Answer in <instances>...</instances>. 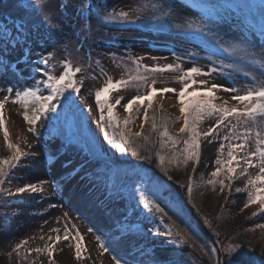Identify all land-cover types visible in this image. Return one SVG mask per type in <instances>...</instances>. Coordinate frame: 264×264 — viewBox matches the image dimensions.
<instances>
[{"label":"rangeland","instance_id":"obj_1","mask_svg":"<svg viewBox=\"0 0 264 264\" xmlns=\"http://www.w3.org/2000/svg\"><path fill=\"white\" fill-rule=\"evenodd\" d=\"M117 1L118 7H109L106 5L107 0H89L93 5L92 14L89 17L91 33L83 47H80L77 33L80 31L83 21L79 22L75 32L69 25L75 15V7L81 4L82 0H68L67 10L70 13L68 24L60 20V0H52L45 9L52 13V22L59 24V27L52 33V38L49 39L45 29L39 26L41 17H33L30 23L35 26L32 28L33 34L27 45L30 52L25 55L24 49L15 48L0 56V60L4 63H22L24 71L29 75V78H26L18 87L13 88L14 92L16 89L32 86L35 79L40 78L38 73L31 71L30 62L39 59L42 54L48 52L54 54V59L50 63L55 65L54 74L56 76L62 73L63 68L60 62L65 59H71L74 66L79 65L83 68V71L75 76L81 87L79 95L73 93L75 103L67 108H59V116L55 119L38 123L36 135L29 132V125L23 118V109L19 104L12 102L8 105L5 104L2 110L4 128H0V159L12 155V151L8 149L5 141V128L9 133L8 143L18 145L24 153H27L21 157L18 166L10 170V175L14 173V176L10 182H5L4 187L14 189L26 183H39L42 180L55 181L60 187L58 191H54L51 184H45L43 192H25L14 197H0V264H20L19 261L24 259L27 253L25 250L17 253L13 249L25 239H28L25 249L27 252H31V255L25 260L37 264H48L47 253L38 255L31 250L36 247L43 248L46 242L53 243L47 239L48 235H51L53 239L57 235V233L51 232L53 228H59L61 230L59 235L63 237L66 223L63 216L65 212L69 214L71 220V223L68 224L69 229L71 230L74 223L83 236L81 241L82 258L80 260L75 258L76 241L71 239L75 230H71L68 241L61 239L59 243L55 244L52 257L54 264H113L111 253L100 254L94 234L87 230L89 226L97 229L106 241L111 239L113 247L114 244H119L115 251L123 259L128 260L129 264H140L141 261L143 264H153V262L155 264H195L193 260L186 259L184 256L168 261L160 259L166 249L179 247L180 244L174 237L153 234L166 231L164 224L160 222L158 216L143 210L142 206L136 203L138 196L131 194L137 174L154 177L140 165L121 164L123 156L112 152L104 141L98 123L100 114L95 103L94 93L105 85L109 76L114 81L129 80L131 82L121 90L108 94L111 103H115V99L122 97L121 104L114 109L117 118L120 120L130 119L131 131L137 132L140 131L145 109L148 111L149 118L150 116L156 118L155 109H157L161 116L167 117L170 121L175 120L173 130L178 132L183 126V118L176 93L156 94L152 99V108H147L148 101L143 100L133 105L130 112H124L123 105L133 96H146L151 90L145 83L132 78L137 75H146L148 77L147 85H151V81L154 79L156 81L154 86L157 89L173 88L178 93L183 88V84L177 80L179 73L145 72L143 66L146 65L148 69L163 68L167 64L180 62L176 60V56H179L185 70L193 65L202 67L205 71L211 67L212 61L208 59L209 53L206 45L198 40H186L182 30L178 31L174 27L175 24H183L186 19L197 20L200 18L201 8L194 7V2L215 9L218 13L216 20L219 22L221 35L226 41L230 39L232 33L239 34L243 31L257 45L264 44V36L260 34V14L264 6H262L261 0H158V3L166 11L173 12L172 18L165 17L154 22L148 18L151 12H146L134 23L125 22L107 26L100 23L97 19L96 5L106 6L108 10L129 11L138 6L155 2V0ZM17 4L18 0H0V23L4 22V18H8L7 22L11 25V17L24 15ZM25 18L28 19V17ZM81 35L83 39V34ZM65 45H67V52ZM78 47L80 48L79 52L76 51ZM0 51H3V45H0ZM190 53L195 55H189ZM113 54L115 60L112 58ZM130 57L144 58L140 61L139 69L131 62ZM97 60L100 61L99 65L96 64ZM243 63L240 61L239 71L233 72L230 76L213 73L208 77L194 78L197 81L207 80L209 86L217 84L243 89L251 83L250 78L245 75L246 72L254 71L258 75L260 71H264L259 66L255 68L241 67L240 65ZM6 76V71L0 69V85L5 86ZM4 89L6 90V87ZM187 91L189 96L186 99L191 96L193 91L203 93L207 89L195 84L191 85ZM14 92L12 99L15 98ZM5 94L6 91H1L0 99ZM213 95L218 97L215 101L218 104L224 100H228L229 105L236 104V101L230 100L233 93L217 89L213 91ZM55 115L49 114L50 117ZM105 116H107L106 111ZM214 123L215 117L206 119L199 126V130L206 131ZM109 131L111 133V130ZM227 131V128L221 126L219 137L210 138L213 140L212 143L201 139L202 156L198 166L189 162L187 167H170L168 173L172 177L171 181L183 182L186 185L191 177L194 181L193 194L195 197L203 198L208 206L214 207L231 218L233 224L231 234L227 236L219 231V240L221 243L227 244L230 237L234 235L241 237L242 242L237 243L240 245V249L232 257L234 261L241 258L244 251L253 245L254 260L258 261V264H264V229L257 227V225L264 224V211H261L258 205L244 208L247 193L235 191L236 187L244 186V178L234 179L231 191L225 188L221 192L217 186L215 191L210 187L207 189L208 192L204 193L206 187L200 186L202 184L200 177L203 176L205 181L210 179L209 174L216 168L214 161L217 149L222 142L221 138ZM178 147L182 148L183 144L181 143ZM207 150H209L208 155H206ZM226 152L227 149H225V155ZM106 163L108 168L105 167ZM109 168L116 173L115 176L112 175ZM237 171L239 172V169ZM257 172V169H249V173L252 175ZM164 190L162 189V194ZM83 199L100 213V217L104 218L100 219L102 225L94 220L91 223L87 222L83 214L85 210L82 207V209H78L79 211L74 210L73 205L83 204ZM5 200H8L9 203L5 204ZM52 205H56V207H52ZM162 206L165 207L168 216L176 222L179 228L185 231L190 230L186 224L185 216L177 211L164 196H162ZM253 212L256 213L255 216H253ZM165 222L170 223L167 217H165ZM13 225L17 227L16 234L3 241L2 235ZM123 227H127L128 231L122 232ZM40 235H44L45 239L40 240ZM30 237H34V239H29ZM218 246L220 247V244ZM241 253L243 254L241 255Z\"/></svg>","mask_w":264,"mask_h":264},{"label":"snow or ice","instance_id":"obj_2","mask_svg":"<svg viewBox=\"0 0 264 264\" xmlns=\"http://www.w3.org/2000/svg\"><path fill=\"white\" fill-rule=\"evenodd\" d=\"M51 2L52 0H23V2L18 0L17 6L24 12V15L11 17V25L7 22L8 18H4V22L0 23V45H3V51H0V56L15 48L24 49L25 55L30 52L27 45L33 34L32 28L35 26L30 23L33 17H41L39 26L45 29L49 39L52 38V33L59 27V24L53 23L51 18L52 13L45 10L46 6ZM261 2L262 6H264V0H261ZM67 5L68 0H60V20L65 24L69 23L68 17L70 15L67 10ZM193 6L201 8L200 18L197 20L186 19L183 24H175L174 27L178 31L182 30V34L186 40H198L206 45L209 53L208 59L212 61L211 67L205 71L204 68L193 65L185 70L182 67V60L179 56H176V60L180 62L167 64L163 68L155 67L148 69L145 65L143 66L145 72L151 71L152 73H156L169 71L179 73L177 80L183 84V88L178 93L173 88L157 89L154 86L156 83L154 79L151 81V85H147L148 77L146 75H137L132 79L145 83L151 90L146 96H133L123 105L124 112L126 113L130 112L133 105L143 100L148 101L147 108H152L154 95L176 93L179 98V110L183 118V126L180 128L179 133L174 134L170 131V124L175 123V121H170L167 117H164L157 123L156 118L153 117L150 125V133L145 135L144 125L149 122L147 109H145L143 114L140 131L132 132L129 127L131 120L125 118L121 121L114 112L116 106L121 104L122 97L115 99V103L109 102L108 99L110 92L121 90L131 81L125 79L114 81L109 76L107 77L105 85L94 93L95 103L100 114L98 123L103 133V139L111 149L115 150L121 156L127 155L130 152L133 157L144 159L150 164L154 163L160 172L168 180H171L172 177L169 175L168 169L173 166L177 168L181 166L187 167L189 162L198 166L202 156L201 139L203 138L208 143H212L213 140L210 138L219 137V129L223 126L228 131L221 138L222 142L217 149V156L214 161L216 168L209 174L210 179L205 181L203 176L200 177L202 181L200 186H211L213 191L219 186L221 192L225 188L231 191L234 179L244 178V186L235 188L237 193H247V201L244 204V208L258 205L259 209L264 211V187H261V185H264V71H260L258 75L254 71L246 72L245 75L250 78L251 83L247 84L243 89L234 86L225 87L217 84L209 86L207 80L201 79L197 81L194 78L208 77L213 73L230 76L233 72L239 71L238 65L240 61L244 62L243 65H240L241 67L255 68L259 66L260 69H264V44H255L249 39L247 33L243 31L239 34L232 33L230 39L226 41L224 36L221 35L219 22L216 20L218 13L215 9L196 4L195 2ZM95 7L98 10V21L105 26L125 22L134 23L136 19H139L146 12H151L148 18L154 22L165 17L172 18L174 15L171 10L166 11L158 3V0L130 9L129 11L108 10L103 5H96ZM92 8L93 5L89 0H82L81 4L75 7V15L72 17V23L69 25L71 30L75 32L79 22L83 21V24L80 25V31L77 33L80 47H83L85 40L91 33L89 17L92 14ZM25 17H28V19ZM38 30L39 28L37 27ZM81 34H83V39ZM260 34L264 36V7H262L260 14ZM65 51L67 52V45H65ZM76 51L79 52L80 48L78 47ZM189 55L195 54L190 53ZM112 58L113 60L116 59L114 54ZM53 59L54 54L48 52L47 54H42L39 59L30 62L31 71L38 73L40 77L39 79H35L32 86L16 89L15 92L12 86L7 87L6 90L0 87V91H6L3 99H0V128H4L2 110L10 99L13 104H19L23 109V118L29 125L28 130L34 135L37 134L36 125L38 123L55 119L59 116V108H67L75 103L73 93L79 95L81 91L80 84L75 79V76L81 73L83 68L79 65L74 66L71 59H65L60 62L63 68L62 73L56 76L54 74L55 65L50 63ZM129 59L139 69L141 67L140 61L144 58L130 57ZM96 64L99 65L100 61L97 60ZM36 65L40 66L37 67ZM0 69L4 71H15L16 67L14 64L4 63L0 60ZM102 74L104 73L102 72ZM195 84H198L201 88H206L207 91L203 93L193 91L191 96L186 99L189 96L188 88ZM217 89L226 93H233L230 100L236 101V104L229 105L228 100H224L219 104L216 103L215 101L218 97L213 95V91ZM13 92L14 99H12ZM89 111H91L90 108ZM105 111L107 112V116H105ZM50 113L56 115L50 117ZM213 117H215V123L208 127L206 131H200L199 126L203 121ZM232 121H235V123H232ZM109 130H111V133ZM152 134L156 136L155 143L152 142ZM4 137L8 149L12 151V155L8 158L0 159V197H14L25 192H43L45 184H51L54 191L59 190L60 185L52 180H42L39 183H26L14 189L5 188V182H10L12 176H14V173L10 175V170L16 168L21 157L27 155V153H24L18 145L8 143L9 133L6 128L4 129ZM140 141H144V145H141ZM233 141H236V143H233ZM181 143L183 147L179 148L178 145ZM141 148L148 152L149 155L141 157ZM225 149H227L226 155ZM93 154L95 155L94 151ZM105 167L108 168L107 163ZM253 168L258 170L255 175L249 173V169ZM237 169H239V172ZM109 171L112 172V175H116L112 169L109 168ZM193 185L194 181L189 177L186 188L189 200L193 196ZM180 187L185 186L180 185ZM162 189H166L163 181L137 174L131 193L134 196H138L136 203L141 205L143 210H146L149 214L158 216L160 222L164 224L166 231L155 232L153 234L174 237L179 244L191 243L193 247L199 248L204 255L208 256L211 264H225V257L227 258V264H235L232 257L240 249V245L221 243L219 233L213 229L214 235L217 236L215 243L220 244L218 248L215 244L200 242L198 237L194 238L195 233L190 234V230L185 231L179 228L176 222L168 216L165 207L162 206ZM4 203L8 204L9 201L5 200ZM193 206L195 207V205ZM52 207H56V205H52ZM255 215L256 213L253 212V216ZM63 216L66 221L63 237L59 235L61 231L59 228H53L51 232L57 233V235L54 239L51 235L47 237L48 241H53V243L49 244L46 242L43 248L36 247L31 250L38 255L47 253L48 264H54L52 257L55 244L59 243L61 239L68 241L71 230H75L74 235L71 236V239L76 241L74 247L75 258L77 260L82 258L81 241L83 240V236L74 223L72 224L71 230L69 229L68 224L71 223L69 214L65 212ZM165 217H167L170 223L165 222ZM220 218L222 219L223 217ZM204 223L211 228V222L207 218H204ZM257 227L264 229V224L257 225ZM87 230L89 233L94 234L101 255L111 253L113 264H129L128 260L123 259L117 254L111 239L106 241L103 235L91 226ZM121 231L127 232L128 229L127 227H123ZM29 239H34V237H30ZM39 239L44 240L45 236L40 235ZM27 244L28 239H25L18 243L13 251L19 253L21 250H25L27 254L24 259H27L31 255V252H27L25 249ZM140 264H143V262L141 261Z\"/></svg>","mask_w":264,"mask_h":264},{"label":"trees","instance_id":"obj_3","mask_svg":"<svg viewBox=\"0 0 264 264\" xmlns=\"http://www.w3.org/2000/svg\"><path fill=\"white\" fill-rule=\"evenodd\" d=\"M155 115L157 123L160 122L161 118H164L158 113V110L155 109ZM152 116L149 118L148 124L144 125V134L148 135L150 133V125ZM122 121V120H121ZM175 121V120H173ZM175 123L170 124V131L174 134L179 133L173 130V126ZM182 135V134H181ZM156 136L152 134V142L155 143ZM141 145H144V141H140ZM110 147V146H109ZM111 149V148H110ZM112 152L115 150L111 149ZM149 155L148 152L144 151L141 148V157ZM107 157V156H106ZM121 164L123 165H140L142 168L147 170L148 174L150 173L154 178V180L163 181L164 184L168 187L163 191L162 196L165 199L169 200L174 206V208L182 213L185 216L186 224L191 230L192 233H195L194 238H199L200 242H204L206 244H215L216 247L219 248L218 244H216L217 236L214 235L213 229L215 232H223L225 235L229 236L232 232V220L227 214H223V212L217 211L214 207L211 208L208 204L205 203V200L200 197H195L193 194L191 200L188 198V194L186 191L187 185L185 183H175L171 180H168L160 170L155 166L154 163L150 164L146 160L133 157L129 152L127 155H124L121 160ZM149 174V175H150ZM180 185H184L185 187H180ZM211 186H206V190L204 193L208 192V188ZM195 205V207L193 206ZM199 210V211H198ZM220 217H223L222 219ZM204 218H207L211 222V228L204 223ZM220 234V233H219ZM229 243L237 244L242 242L241 237L234 235L229 238ZM189 260H193L195 264H211L208 256L204 255L199 248H195L189 244H180L179 247H172L165 250L164 254L161 255L160 259L163 261L173 260L176 257H183ZM20 264H33V262H27L25 259L19 261ZM236 264H258V261L254 260L253 254V245H250L245 251L244 255L236 259ZM34 264H37L34 262ZM225 264H227V258L225 257Z\"/></svg>","mask_w":264,"mask_h":264},{"label":"bare ground","instance_id":"obj_4","mask_svg":"<svg viewBox=\"0 0 264 264\" xmlns=\"http://www.w3.org/2000/svg\"><path fill=\"white\" fill-rule=\"evenodd\" d=\"M117 2H118L117 0H107L106 5H108L109 7H118ZM14 65L16 67V70L6 71L7 76L5 80V86L0 85V87H3V88L5 87L7 88L9 86H12L13 88L18 87L26 78H29L28 73H26L23 69L22 63L16 62L14 63ZM8 103H11V101L9 100L6 103V105H8ZM208 152L209 150L206 151V155H208ZM83 201L84 203L83 204L80 203L81 205H73L74 210H78L82 207L85 211L84 210H81V211H84L83 214L85 215V220L87 222L91 223L94 220V222L96 221V223H99L100 225H102V220L100 219H104V218L100 217V213H98L96 209L94 210L93 207L90 206V203H88V201H86L85 199H83ZM85 206H87V208H85ZM16 232H17V227L13 225L10 229H8L6 233L2 235L1 239L5 241L8 238L14 236ZM118 247H119V244H114V248H118Z\"/></svg>","mask_w":264,"mask_h":264}]
</instances>
